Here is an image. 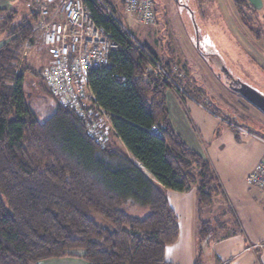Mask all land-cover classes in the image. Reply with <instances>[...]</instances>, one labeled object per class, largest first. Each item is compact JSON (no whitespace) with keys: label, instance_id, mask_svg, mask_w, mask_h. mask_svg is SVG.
<instances>
[{"label":"trees","instance_id":"1","mask_svg":"<svg viewBox=\"0 0 264 264\" xmlns=\"http://www.w3.org/2000/svg\"><path fill=\"white\" fill-rule=\"evenodd\" d=\"M89 6L120 44L110 63L91 76L95 101L115 129L106 146L53 97L41 70L20 65L22 48L35 43L36 10L15 22L16 15L0 8V264H38L78 248L87 264H173L165 250L180 230L167 190L192 188L200 221L195 264H201V244L217 239L222 225L201 214L224 191L210 160L170 123L171 84L148 70L146 51L172 74L174 52L160 58L147 44L148 50L140 49L119 24ZM113 8L118 16L120 7ZM26 71L39 75V92L52 100L43 117L26 90ZM131 206L146 213L133 214Z\"/></svg>","mask_w":264,"mask_h":264},{"label":"rangeland","instance_id":"2","mask_svg":"<svg viewBox=\"0 0 264 264\" xmlns=\"http://www.w3.org/2000/svg\"><path fill=\"white\" fill-rule=\"evenodd\" d=\"M154 2L156 20L152 23L140 22L135 15L125 10L122 3L118 18L137 40L147 44L160 58L167 55L165 51L172 50L176 55V62L181 59L185 61V58L192 62L191 67L196 70V79L190 77L188 85L175 77L178 84L198 99L208 98L214 101L211 107L218 111L221 118L229 117L235 120L228 121L247 128L251 135L264 136V114L239 93L229 90L230 88L221 83L209 67L210 65L217 69L221 65L219 62L221 57L222 60L227 58V64L235 68L249 65L254 70L259 64L262 70L260 54L253 51V48L254 46L259 50L264 48V31L259 32L260 25V30H264V25L259 20L261 18L264 24V7L255 9L251 0H154ZM34 3L35 0H0V8L16 15L17 22L31 15ZM4 20L0 18V24ZM35 27L37 29L35 43H26L22 48L20 65L26 64L32 67V70L42 72L50 63V56L47 49L42 46L37 23ZM3 38L4 35L0 34V44ZM198 50L207 54L204 56L205 59L199 55ZM194 56L200 57L202 62H208L209 65H204L209 74L196 66ZM34 74L32 71H26L28 82L25 87L31 95L34 107L43 117L52 100L41 95L38 83L42 79ZM239 76H243L241 71ZM193 85H196V88ZM110 136L113 134L110 133ZM251 152L252 147L236 151L234 149L230 153L233 154L232 160L247 163L251 159ZM258 194L262 195L261 191L258 190ZM222 204L225 206L223 200L218 199L216 203L207 207L204 214L216 227L219 218L215 210ZM146 210L140 206H131L129 209L131 213L137 215H144ZM82 251L80 248L74 249L71 250L73 254L43 259L39 264H86L87 260L82 256Z\"/></svg>","mask_w":264,"mask_h":264},{"label":"crops","instance_id":"3","mask_svg":"<svg viewBox=\"0 0 264 264\" xmlns=\"http://www.w3.org/2000/svg\"><path fill=\"white\" fill-rule=\"evenodd\" d=\"M262 1L264 7V0ZM259 20L264 25L261 18ZM260 26L259 32H263ZM253 51L259 52L264 67V48L259 50L254 46ZM165 53L167 55L163 58L168 56L167 51ZM199 55L204 58L200 51ZM196 56H194L196 66L209 74L205 67L206 64L209 65L208 62L205 60L207 63L204 61L203 63L201 58ZM247 56L249 57L250 54L248 53ZM174 57V77L180 79L183 84L189 85L190 77L196 79V70L191 67L192 62L187 58L184 59L185 61L181 59L176 62L175 53ZM209 67L215 77L224 83L213 66L209 65ZM227 67L234 76L264 95L263 67L262 70L259 64L254 70L249 65L235 68L227 64ZM240 71L242 77L239 76ZM193 86L196 88V85ZM166 96L172 127L188 146L210 160L224 191L222 200L225 206L222 204L215 210L219 222H222L219 227L220 235L210 243L201 244L203 247L201 264H264V193L260 188L251 186L246 181L247 175L264 154V142L255 135L239 134L230 122L235 120L229 117L221 118L218 111L211 107L214 101L208 98L198 99L184 87L177 86H171ZM243 98L264 114L261 108L244 96ZM118 142L124 146L119 138ZM250 147H252L250 161L245 163L232 160L233 154L230 153L232 150ZM258 190L262 195L258 194ZM167 196L178 216L180 231L178 239L166 247L165 257L173 264H195L199 248L200 222L196 188L189 191L168 189ZM206 210L207 208L203 210L201 216L208 219L204 215Z\"/></svg>","mask_w":264,"mask_h":264},{"label":"built area","instance_id":"4","mask_svg":"<svg viewBox=\"0 0 264 264\" xmlns=\"http://www.w3.org/2000/svg\"><path fill=\"white\" fill-rule=\"evenodd\" d=\"M90 3L119 24L142 50L148 49L123 25L113 7H120L122 3L127 12L145 24L156 20V10L154 0H35L33 8L38 13L35 23L40 31L42 46L50 56V63L41 72L43 80L54 98L86 121L89 135L106 146L115 136V129L109 113L95 101L91 76L110 63L112 51L119 49L120 44L112 38L110 31L96 21ZM146 52L150 56L148 70H154L171 86L182 88L173 73L163 68L149 51ZM231 124L239 134L251 135L247 128ZM154 129L161 132L156 125ZM255 136L264 142L262 136ZM246 181L264 193V154L249 172Z\"/></svg>","mask_w":264,"mask_h":264},{"label":"water","instance_id":"5","mask_svg":"<svg viewBox=\"0 0 264 264\" xmlns=\"http://www.w3.org/2000/svg\"><path fill=\"white\" fill-rule=\"evenodd\" d=\"M254 2L262 3V0H251ZM203 56H206L202 50H199ZM214 51V50H210ZM220 66L215 71L219 76H221L223 82L229 87L231 90L236 91L237 93L244 96L246 99L251 101L254 105L258 106L264 111V95H262L259 91H257L254 87L250 86L249 84L243 82L240 78L234 76L232 72L227 67L226 60H222L219 57Z\"/></svg>","mask_w":264,"mask_h":264},{"label":"flooded vegetation","instance_id":"6","mask_svg":"<svg viewBox=\"0 0 264 264\" xmlns=\"http://www.w3.org/2000/svg\"><path fill=\"white\" fill-rule=\"evenodd\" d=\"M253 5H254V8L255 9H258V8L259 9H262L263 8V1H262V3H260V2H254Z\"/></svg>","mask_w":264,"mask_h":264}]
</instances>
